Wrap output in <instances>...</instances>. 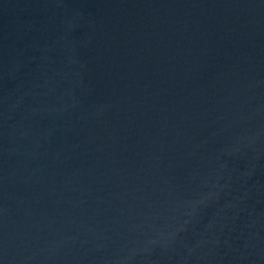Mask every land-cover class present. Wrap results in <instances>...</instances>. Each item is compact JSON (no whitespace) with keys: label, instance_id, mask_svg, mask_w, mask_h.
Returning <instances> with one entry per match:
<instances>
[{"label":"water","instance_id":"obj_1","mask_svg":"<svg viewBox=\"0 0 264 264\" xmlns=\"http://www.w3.org/2000/svg\"><path fill=\"white\" fill-rule=\"evenodd\" d=\"M0 264H264V0H0Z\"/></svg>","mask_w":264,"mask_h":264}]
</instances>
